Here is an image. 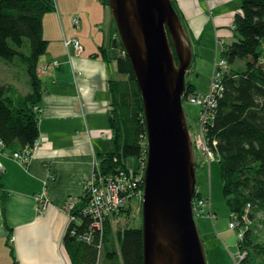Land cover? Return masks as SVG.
Returning a JSON list of instances; mask_svg holds the SVG:
<instances>
[{
  "label": "trees",
  "instance_id": "obj_1",
  "mask_svg": "<svg viewBox=\"0 0 264 264\" xmlns=\"http://www.w3.org/2000/svg\"><path fill=\"white\" fill-rule=\"evenodd\" d=\"M101 1L110 11L109 1ZM172 4L187 28L176 0ZM240 6L234 16V39L223 48L228 66L221 80L222 96H218L217 105L204 124L210 137L208 146L219 159L230 214L237 215L242 222L245 217L249 220L244 238L238 241L239 251L248 252L243 263L264 264V241H257L260 235L253 230L254 214L264 210V0H240ZM55 9V0H0V59L5 65L23 69L26 80L23 94L5 80L1 70L0 138L5 149L0 152L19 164L23 163L13 152L31 149L41 136L39 121L46 85L39 68L47 69L40 64L50 43L44 35L43 21ZM72 24L76 28L73 20ZM114 29L116 38L109 36L106 45L93 54L103 56L110 64L115 62L121 75L109 81L112 98L107 118L115 147L99 159V172L110 177L107 183L124 172L130 173L132 196L141 201L148 155L143 99L115 22ZM200 94L196 85L187 82L184 102L201 97ZM32 156L24 166H28ZM128 158L134 161V172L128 168ZM127 180L128 177H123V182ZM82 195L69 214L71 221L74 216L77 218L68 225L74 233L64 236L73 264H97L102 252L105 260L112 262L118 250L123 264H144L142 226L115 231L106 217L100 218L90 211L91 200L85 188ZM126 208L130 209L131 204ZM129 209L124 213H129Z\"/></svg>",
  "mask_w": 264,
  "mask_h": 264
},
{
  "label": "crops",
  "instance_id": "obj_2",
  "mask_svg": "<svg viewBox=\"0 0 264 264\" xmlns=\"http://www.w3.org/2000/svg\"><path fill=\"white\" fill-rule=\"evenodd\" d=\"M177 1L195 39L221 36L230 43L240 0ZM55 3L56 10L43 21L50 43L40 64L47 68L41 74L46 92L40 146L27 167L0 152L5 169L0 175V264H73L64 246L69 205L82 198L94 161L115 147L107 118L108 86L121 76L115 62L93 57L115 31L111 12L100 0ZM75 17L79 28L72 24ZM70 38L79 39L83 49L66 47Z\"/></svg>",
  "mask_w": 264,
  "mask_h": 264
},
{
  "label": "water",
  "instance_id": "obj_3",
  "mask_svg": "<svg viewBox=\"0 0 264 264\" xmlns=\"http://www.w3.org/2000/svg\"><path fill=\"white\" fill-rule=\"evenodd\" d=\"M108 1L140 88L147 128L144 264H207L194 218L197 168L183 105L193 64L190 37L171 0Z\"/></svg>",
  "mask_w": 264,
  "mask_h": 264
},
{
  "label": "rangeland",
  "instance_id": "obj_4",
  "mask_svg": "<svg viewBox=\"0 0 264 264\" xmlns=\"http://www.w3.org/2000/svg\"><path fill=\"white\" fill-rule=\"evenodd\" d=\"M178 7H180L179 3ZM184 20L185 22H187L186 19ZM73 22L74 24H76V28H79V26H81V21L76 19V17L73 18ZM187 29L192 44V51L195 57L194 63L192 64V67L189 69L186 75V83L190 82L196 85L198 88V93H201L200 95L205 100H207V98L211 99L213 97L212 94H209L211 93V89H216L215 85H217V83L221 82L222 80L224 74L223 70L225 68L227 69V65H225V63L228 60H226L223 56V48L224 45L227 44L225 40L228 38L225 37L226 39L223 40L224 38L222 39L221 36H219L217 37V40H204L203 38H201L198 41L193 37L194 33L193 31H191V29L188 28V26L186 30ZM232 32H234V28H232ZM112 35V39L116 38L115 31L112 32ZM233 39L230 38V42H232ZM74 41H78L80 43L79 39L70 38L67 40L66 45L67 43H69L67 46L70 47V45H72L76 48V44ZM82 49L83 46L81 45L80 49L78 50ZM45 55H47V53ZM3 63L4 62L0 59V75L3 72L2 75L4 76L5 80L11 82L14 85L16 91H21L23 94H25L26 90H24V87H26V80H24L25 74L23 69L19 67L14 68ZM51 64L59 65L60 62L53 61ZM114 66L117 67V65ZM39 72L40 74H42L43 70H40L39 68ZM116 76L119 77L121 75L117 73ZM222 91L223 88L222 90H218L219 94H217V96H222ZM183 105L185 108V114L188 116L187 118L190 126V137L192 138L193 147H195L194 158H196L198 183L196 187L197 192L193 198L194 218L195 222H197L199 233L204 243V252L206 254L207 264H244L243 259L248 255V252L239 251L238 241L240 239L238 240V232L231 230L229 227L230 210L227 206L226 199L224 198V189L221 178V167H219V159L216 155H213L215 157V160L213 161L212 157L207 153L206 148L203 146V143L207 145V147H209L208 145L210 144V137L206 133V124H204L206 119L208 120L209 114L203 115L202 112L206 109V107L208 108V105L202 104L199 106L198 104H195L191 101L183 102ZM0 140L3 142L1 138ZM36 143H39V139L34 144ZM26 150L27 149L18 152H11H13L14 154L19 153L20 155H25ZM16 158L20 163L22 162L24 165L27 163L25 161H20L18 157ZM209 158L211 159V161L209 160ZM127 161L129 166L128 168L133 171L134 161H132L131 158H128ZM147 163L148 160L146 159L144 171L146 170ZM99 165L100 161L96 159V161H94L93 176H91V178L84 183V188L93 203H98V201L102 200L101 208L104 211L103 213L100 212L98 216L100 218L106 217L105 219L108 220V222H111L115 227V231L116 229L125 230L131 227H143V200L140 201V199H138L136 195L132 196L133 189L131 186L132 180L129 179L130 173L128 174L127 172H124L123 177H128V180L125 182H123L122 178L118 177L111 182L108 181L107 183L106 180L110 177H106L99 172ZM1 173L2 171H0V175ZM145 184L146 183L144 182V189ZM108 190H111V192L108 193L109 199L103 200L102 193ZM110 194H118L122 203L117 204L116 202H114L115 199L112 196L110 197ZM111 199H114V201H112ZM201 199H203L204 201H209L211 210L216 214V218L214 219L215 222L211 221L210 217H208L209 208L204 209L201 207L199 203ZM198 203L199 205H197ZM129 204H131L130 209L126 208V206H128ZM123 205L125 207H123ZM73 209V204H70L69 211H67L68 214L72 213ZM128 209L130 210V212L124 213V211ZM247 209H250L249 204L247 206ZM253 217L254 223L256 222V227L253 230L255 234L260 235V237H257V241L262 242L264 241V210L259 211V213H255ZM74 219L77 220L75 216L72 221ZM67 233H70L72 235L74 231L67 227L65 236L67 235ZM64 246L65 249H67L66 243H64ZM67 251L69 252V249H67ZM116 252L117 254L115 261L113 260L112 262H110V260L106 261L104 258V253L102 252L101 256H99L98 258L99 260L97 264H123L120 250Z\"/></svg>",
  "mask_w": 264,
  "mask_h": 264
},
{
  "label": "built area",
  "instance_id": "obj_5",
  "mask_svg": "<svg viewBox=\"0 0 264 264\" xmlns=\"http://www.w3.org/2000/svg\"><path fill=\"white\" fill-rule=\"evenodd\" d=\"M74 42L76 44V48L80 49L81 45L79 44V42L78 41H74ZM68 44L69 43H67V45ZM65 45H66V43H65ZM225 65H226V63H225ZM215 87H216V89L215 90L211 89V93H209L210 95L211 94L213 95V97L211 99L210 98H207V100H205L201 96V97H194V98H192L190 100L191 102H193L195 104H198L199 106L202 105V104L208 105V108L206 107V109L203 112V115L209 114V116H210L211 110L217 105L216 101L218 99L217 94H219L218 90H222V84H221V82H218L217 85H215ZM39 145H40V143H36L34 146L31 147V149H28L27 148L25 155H23V154L20 155L19 153H16V154H13V155H15V157H18L22 161L28 162L29 159H30V157L32 156L31 155L32 152L34 150H36L39 147ZM203 146L206 148L207 153L212 157V159L214 161L215 160V157L213 156L214 154L212 152V149H210V147H207V145H205L204 143H203ZM3 149H5V145L0 140V151H3ZM209 160L211 161L210 158H209ZM1 165L2 164L0 162V171L3 172L4 167H2ZM118 177L123 179V175L118 176ZM110 192H111V190H108V191L102 193L103 194V200L109 199V194L108 193H110ZM111 196L114 197V199H116L117 197H119L118 194H110V197ZM114 199H111V200L114 201ZM114 202H116V201H114ZM116 203L117 204H121L122 203V201L120 200V197H119V200ZM199 203H200V205H201L202 208H204V209L209 208L208 209V211H209V213H208L209 216L208 217H210L211 221L215 222L214 219L216 218V214L214 213V211L211 210V205H210L209 201L208 200L204 201L203 199H201L199 201ZM199 203L197 205H199ZM101 204H102V200L101 201H98V203H93L92 201H90V203H89V206H90L89 209H90V211H92L93 213H97V214H99L100 212L103 213L104 210L101 208V206H102ZM243 220H245V222H242L241 220H239L238 217H237V215L230 214L229 227H230L231 230L238 232V234H237L238 240L244 238V236H245V229H247V227H246L245 224H247V221H249L246 217L243 218Z\"/></svg>",
  "mask_w": 264,
  "mask_h": 264
},
{
  "label": "bare ground",
  "instance_id": "obj_6",
  "mask_svg": "<svg viewBox=\"0 0 264 264\" xmlns=\"http://www.w3.org/2000/svg\"><path fill=\"white\" fill-rule=\"evenodd\" d=\"M173 1H175V0H171V2L173 3ZM176 4H177V6H178V1L176 0ZM173 5V4H172ZM174 8V7H173ZM178 8H180V7H178ZM177 11V10H176ZM180 11L182 12V9L180 8ZM109 12H111V9H110V11ZM178 13V12H177ZM183 13V12H182ZM181 13V14H182ZM111 15H112V12H111ZM112 19H113V15H112ZM114 21V20H113ZM183 23V22H182ZM187 23V22H186ZM183 26H184V24H183ZM187 26H188V28H189V25L187 24ZM115 27H116V22H115ZM184 28H185V26H184ZM234 28V27H233ZM116 30H117V27H116ZM185 30H186V28H185ZM187 32H188V29H187ZM117 34L119 35V33H118V31H117ZM189 35V34H188ZM119 38H120V35H119ZM121 41V40H120ZM194 57H195V55L193 54V63H194ZM226 65L228 66V62H226ZM190 69V68H189ZM225 70H226V68L223 70L224 71V73H225ZM189 71V70H188ZM187 71V72H188ZM183 102H184V99H183ZM189 102V101H188ZM188 117V116H187ZM188 124H189V122H188ZM194 154H195V147H194ZM119 200V197H117L116 199H115V201L117 202Z\"/></svg>",
  "mask_w": 264,
  "mask_h": 264
}]
</instances>
